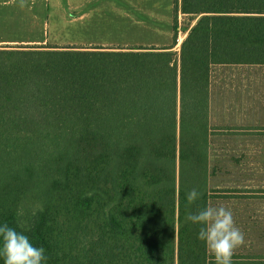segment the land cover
Wrapping results in <instances>:
<instances>
[{
  "label": "trees",
  "instance_id": "trees-1",
  "mask_svg": "<svg viewBox=\"0 0 264 264\" xmlns=\"http://www.w3.org/2000/svg\"><path fill=\"white\" fill-rule=\"evenodd\" d=\"M168 48H0V226L42 264H211V73L264 66V0H181ZM200 197L192 204L187 193ZM0 264L4 258L0 256Z\"/></svg>",
  "mask_w": 264,
  "mask_h": 264
},
{
  "label": "rangeland",
  "instance_id": "rangeland-1",
  "mask_svg": "<svg viewBox=\"0 0 264 264\" xmlns=\"http://www.w3.org/2000/svg\"><path fill=\"white\" fill-rule=\"evenodd\" d=\"M38 3L42 6L41 0ZM27 9L24 0H0V48L59 47L77 40V31L50 29L44 25V17L37 21ZM198 19L177 18V45L171 52L179 55L180 45L187 36L183 30L192 28ZM167 32L81 31L83 38L95 42L131 44L165 42ZM212 87L209 188L219 191L215 196L225 198L213 199L209 205L231 209L236 226L245 235V244L235 251L233 264H264V67H214ZM210 263L215 264L212 256Z\"/></svg>",
  "mask_w": 264,
  "mask_h": 264
},
{
  "label": "crops",
  "instance_id": "crops-1",
  "mask_svg": "<svg viewBox=\"0 0 264 264\" xmlns=\"http://www.w3.org/2000/svg\"><path fill=\"white\" fill-rule=\"evenodd\" d=\"M24 1L28 3L27 10L33 14V17L37 21L44 17V25L50 29L77 31L75 43H63L61 44L63 46L45 48L51 50H87L96 47L104 49L168 48L173 43V27L177 23V18L185 17L180 11L181 0H41L42 6L38 0ZM32 22L35 23L36 21ZM34 28L37 29L36 26ZM128 29L167 30L168 41L148 44H131L109 40L108 42H95L94 39L83 38L81 33V31L87 30ZM106 45L112 47H102ZM212 92L211 73L210 108Z\"/></svg>",
  "mask_w": 264,
  "mask_h": 264
},
{
  "label": "clouds",
  "instance_id": "clouds-1",
  "mask_svg": "<svg viewBox=\"0 0 264 264\" xmlns=\"http://www.w3.org/2000/svg\"><path fill=\"white\" fill-rule=\"evenodd\" d=\"M196 189L187 193L192 204L200 197ZM186 221L200 225L198 239L205 244L207 253L215 264H233L235 251L245 244V235L236 226L233 212L224 206H207L197 213H188ZM45 250L33 246L29 238L7 224L0 226V256L4 264H42Z\"/></svg>",
  "mask_w": 264,
  "mask_h": 264
}]
</instances>
